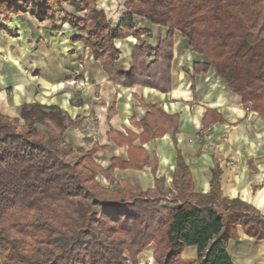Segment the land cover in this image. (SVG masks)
<instances>
[{"label": "trees", "instance_id": "1", "mask_svg": "<svg viewBox=\"0 0 264 264\" xmlns=\"http://www.w3.org/2000/svg\"><path fill=\"white\" fill-rule=\"evenodd\" d=\"M64 5L84 18L64 13ZM123 8L118 26L111 28L95 0H0V16L8 21L29 14L41 22L63 14L64 23L84 32L73 41L89 48L108 80L123 87L169 92L177 32L208 61L195 66L196 73L213 68L244 107L264 117V0H124ZM134 17L166 28V37L155 48L139 44L150 33L136 30ZM127 37L137 44L131 69L123 73L115 69L120 51L114 41ZM155 114L151 108L141 122L152 137L164 133L154 130ZM19 118L22 125L0 114V264H138L150 245L155 264H186L181 254L188 246L197 248L189 264H233L226 247L238 240V228L264 241V217L239 199L222 197L220 171L213 170L210 193L196 194L178 153L170 205L157 190L138 192L128 185L107 190L94 173L107 179L117 164L103 171L91 152L69 158L62 133L70 121L61 110L23 104ZM37 125H47L48 135ZM148 164L142 158L128 166Z\"/></svg>", "mask_w": 264, "mask_h": 264}, {"label": "crops", "instance_id": "2", "mask_svg": "<svg viewBox=\"0 0 264 264\" xmlns=\"http://www.w3.org/2000/svg\"><path fill=\"white\" fill-rule=\"evenodd\" d=\"M111 28H116L125 12L124 0H95ZM63 12L77 20L64 5ZM136 30H147L140 43L155 48L167 29L152 26L134 17ZM0 26H3L0 23ZM8 27V28H7ZM8 31L0 29V114L16 120L23 104L56 107L70 121L62 133L68 156L92 153V162L106 171L116 163L109 178L95 172L96 182L107 190L128 185L138 192L157 190L164 205L175 196L172 178L180 153L188 167L193 192L211 191L213 170L220 171L219 190L225 200L239 199L264 217V117L242 105L223 79L209 67L196 73L195 66L207 64L194 54L177 32L173 36L171 87L169 92L141 87H123L110 82L100 63L81 42L83 31L70 28L63 14L53 22H39L28 14L12 16ZM133 37L115 40L120 51L115 62L118 72L128 73ZM151 60V59H150ZM155 108L152 119L160 136L143 132L142 120ZM171 119L174 121L172 122ZM207 128V133H202ZM146 158L141 169L128 166ZM155 164V173L151 171ZM238 240L229 241L226 250L233 264H264V241H254L237 229ZM155 247L148 246L137 258L138 264H155ZM181 258H197L196 246L185 247Z\"/></svg>", "mask_w": 264, "mask_h": 264}, {"label": "rangeland", "instance_id": "3", "mask_svg": "<svg viewBox=\"0 0 264 264\" xmlns=\"http://www.w3.org/2000/svg\"><path fill=\"white\" fill-rule=\"evenodd\" d=\"M116 1V3L117 4H119V6H120V2L122 1V0H115ZM95 6H96V1H95ZM62 10H63V8H62ZM29 15V14H28ZM57 15H59V14H57ZM29 16H31V15H29ZM55 17H56V15H55ZM55 17L53 18V19H51V20H47V21H41V22H48V23H51V22H53L54 21V19H55ZM38 21V20H37ZM40 22V21H39ZM0 23L3 25V27H5V29L7 30V25H9V21L8 20H5L4 19V17L3 16H0ZM7 27V28H6ZM8 31V30H7ZM6 32V31H5ZM8 32H13V31H8ZM8 32H6L7 34H8ZM18 125V124H17ZM36 129L39 131V132H41V133H43V134H45V135H48V126L47 125H37L36 126ZM69 158H71L70 156H68ZM182 259V258H181ZM196 260V259H195ZM195 260H193V261H191V262H188V260H183L182 259V261L184 262V263H186V264H189V263H193ZM253 264H258V263H253Z\"/></svg>", "mask_w": 264, "mask_h": 264}, {"label": "built area", "instance_id": "4", "mask_svg": "<svg viewBox=\"0 0 264 264\" xmlns=\"http://www.w3.org/2000/svg\"><path fill=\"white\" fill-rule=\"evenodd\" d=\"M209 130L207 129V130H204V131H202V133H207Z\"/></svg>", "mask_w": 264, "mask_h": 264}]
</instances>
